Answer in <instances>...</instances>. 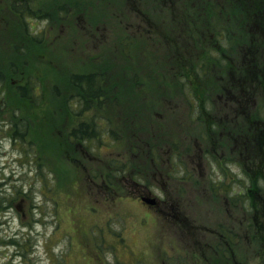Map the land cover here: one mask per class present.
<instances>
[{"label": "rangeland", "instance_id": "1", "mask_svg": "<svg viewBox=\"0 0 264 264\" xmlns=\"http://www.w3.org/2000/svg\"><path fill=\"white\" fill-rule=\"evenodd\" d=\"M7 1L0 0L1 104L5 100L0 110L4 111L0 116V199L7 202L0 209V264H204L216 255L206 248L204 260L200 247L223 242L225 250L229 241L233 242L229 251L238 262L264 263V252L251 232L254 219L261 220L249 199L253 176L244 174L236 163L256 172L260 158L264 160V147L252 148L250 167L243 153L248 150L241 148L245 133L243 140L240 133L254 132L256 124L248 129L251 121L241 126V116L235 118V111L250 117L263 106L261 85L255 75L248 77L243 70L253 64L249 60L253 55L258 56V64L264 63V48L259 46H264V29L252 25L238 1ZM11 1L41 9L28 25L31 33H44L45 42L23 43L24 55L13 47L26 26L13 16ZM59 7L67 9V14ZM93 71L105 75L99 112L111 120L109 125L103 123L106 142L70 143L67 132L78 127L87 113L69 117L71 109L76 110L71 105L79 103L69 80L74 73ZM21 85H33L37 98H23ZM223 105L232 109L237 145L229 190L226 194L212 189L219 183L217 164L211 156L201 157V170L207 169L211 186L201 189L196 200L197 180L171 181L166 170L173 164L180 173L186 170L185 163L190 168L200 163L194 148L188 152L205 129L198 111ZM13 120L29 124L25 147L15 141ZM28 143L34 144L24 156ZM34 146L40 147L36 151ZM153 146H162L156 163ZM170 148L183 161L182 168L165 161ZM35 154L41 167L33 162ZM125 156L133 162L130 170L118 165L119 159L129 161ZM132 171L138 176L136 184ZM108 173L115 181L113 187L103 180ZM200 179L204 181L203 173ZM147 188L160 200L163 190L175 195L173 199L182 196L184 209H180L188 224L203 230H197L201 245L191 243L176 227L167 228L162 205L151 209L133 194H143ZM257 188L255 196L264 194V182ZM215 231L229 234L234 241L214 235Z\"/></svg>", "mask_w": 264, "mask_h": 264}, {"label": "trees", "instance_id": "2", "mask_svg": "<svg viewBox=\"0 0 264 264\" xmlns=\"http://www.w3.org/2000/svg\"><path fill=\"white\" fill-rule=\"evenodd\" d=\"M234 1H238L239 6H241L244 14L249 16L248 19L251 20L252 25H256L264 29V0H233V2ZM7 2H10V1L8 0ZM10 5H11V10L14 14L13 16L16 17L18 21L23 24V26L24 25L26 26V29H25L26 32H24L23 35H21V39H19V41H15L14 46H13L14 48H16L17 51L20 52V55H24L26 52V48L24 47L23 43H26L29 45L33 43L43 44L45 42L44 33L33 34L29 31V26H28L29 19L36 18L37 17L36 15L39 13L37 11L39 10L31 9V7L26 2H23V5L17 2H11ZM59 8L64 10V14H67L66 13L67 9L65 10L62 7H59ZM44 15H45V18H48L47 20L51 22L52 18L48 14H44ZM249 27H251V25H249ZM253 56L252 58L249 59L251 63H253L250 66L251 68L249 69V67H247L248 70H246L245 69L246 67H245L243 71L245 73L246 71H248V75L250 76H251L250 71H253L254 73H256L257 70L260 71L261 75L258 81H259V84L261 85L260 91L264 99V63H262V65L258 64V62L256 61V60H259L258 56L257 57L256 56L253 57ZM253 61H255V64ZM23 63H25V60ZM17 70L18 68L15 64L12 68V71L14 74H16ZM26 71L27 70H24L22 72L24 77L27 75ZM2 72L3 70L0 68V82L4 78ZM104 78H105V75L103 73H98L96 71L89 72V73H80V74L74 73L71 75L69 83L72 89L74 90V92L76 93L75 97L77 99L79 98V103L76 105H71V108H75L76 110H78L79 113H77L76 110L71 109V112H69V117L73 118L72 116L74 115L78 116V114L80 115L81 114L84 115L85 113L87 114H85V119H83V121H80L78 123V127L74 126L67 132V139L70 141V143L81 144L85 140H89L92 142L97 141L98 143H101L99 133H102V131L104 130V126L102 124L106 123V125H109V122L111 123V120H109L107 116L99 112L100 109H102V103L100 102L102 101V97L105 94L104 93L105 86L103 85ZM22 86L23 85H21L19 90L23 98L27 97L26 99L29 98L31 100H34V98H37L33 93V85H30L29 87H25V86L22 87ZM1 100L2 99L0 97V110H4L1 107L3 106L5 100L3 99L2 104H1ZM94 102H97L99 105L95 107L93 105ZM2 113L0 112V116H2ZM11 116L14 117L18 115L17 113H12ZM251 117L253 116L251 115ZM250 121L253 123L259 122L258 120H255L253 118ZM11 122H12L11 132L13 131V134L17 136L15 138V141L20 142L25 147L28 141L27 140L28 138L27 130L29 128V124L26 121H21V123H17L16 120H13ZM32 144L28 143V148L24 149V154H23L24 156L28 155V150H31V146H33ZM42 147H43V144L41 143V148ZM33 149L36 150L35 146ZM29 153L32 154L30 151ZM260 159L261 160L259 161V163L261 164L259 165V170L253 173L251 171L250 173V176H253L251 177L253 180L251 189L253 190L251 191L249 195V199L251 200V206L255 209H259L258 210L259 216L261 217L260 222L259 220H257V218L254 219L252 238L254 239L256 243H259V248H262V251L264 252V194L260 193L259 195L255 196L256 189H258L257 187L261 184V182H264V160H262V158ZM249 161L252 167L253 162H254L252 156L250 157ZM33 162L36 165L38 163L39 167H41L42 165V163H40L39 161L38 154H35V157L33 158ZM108 175L109 173L107 174V178H106V180L108 181V186L113 187V184L115 183V181L112 180V178ZM114 175L117 176V173L114 172ZM43 180L44 178H42L40 182H42ZM49 187H52V186H49ZM5 203H7L5 199H0V209H2ZM12 242H13L12 244L17 245L16 241H12ZM201 244L202 243H199V242L197 243V245H201ZM200 248L204 249L202 250L203 253L205 252L206 248H208L210 252L212 251L216 255V257L212 259H209L208 257V259L205 260L204 255L206 253L205 254L202 253L201 255L203 259L207 262V264H242L238 262L237 257L234 253L228 252L227 250L226 252L222 248L221 245L213 246V244L211 243V245L206 244L205 247H200ZM225 248H227V246H225ZM259 253H261L260 250H259ZM219 255L222 256L221 259L218 258ZM262 255L261 257L264 260V254ZM206 262L204 264H206ZM244 264L246 263L244 262Z\"/></svg>", "mask_w": 264, "mask_h": 264}, {"label": "flooded vegetation", "instance_id": "3", "mask_svg": "<svg viewBox=\"0 0 264 264\" xmlns=\"http://www.w3.org/2000/svg\"><path fill=\"white\" fill-rule=\"evenodd\" d=\"M228 122V118L226 117V123ZM220 127H221V129L223 130L221 133H220V139H219V143H220V146L222 147L223 146V142H226V144H225V147H226V149H227V139H228V137H229V132H228V130H227V127H229V125H228V123H227V127H226V125H220ZM226 154H227V150H226V152H225V157H223L224 156V152H223V155H222V157H221V164L223 163V162H225L226 163V168H223V166L221 165L220 166V174L221 175H223V174H225V175H229V163H228V161H227V156H226ZM224 158H225V161H224ZM200 167H201V165H200ZM222 168H223V170H222ZM201 169V168H200ZM200 174H201V171H200ZM147 194H150V193H147ZM141 195V194H140ZM139 195V196H140ZM142 195H144V194H142ZM181 201V200H180ZM182 204H184V202H180L179 203V207H180V205H182Z\"/></svg>", "mask_w": 264, "mask_h": 264}, {"label": "water", "instance_id": "4", "mask_svg": "<svg viewBox=\"0 0 264 264\" xmlns=\"http://www.w3.org/2000/svg\"><path fill=\"white\" fill-rule=\"evenodd\" d=\"M151 203H154V201H151Z\"/></svg>", "mask_w": 264, "mask_h": 264}]
</instances>
